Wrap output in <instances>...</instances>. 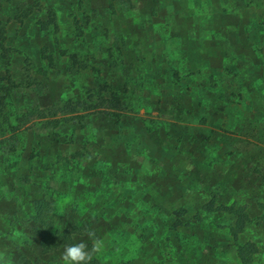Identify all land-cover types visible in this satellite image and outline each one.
<instances>
[{
	"label": "rangeland",
	"instance_id": "obj_1",
	"mask_svg": "<svg viewBox=\"0 0 264 264\" xmlns=\"http://www.w3.org/2000/svg\"><path fill=\"white\" fill-rule=\"evenodd\" d=\"M0 23V264L35 250L47 263L49 219L71 244L86 228L104 238L92 264H119L116 251L159 264L178 222L191 224L184 254L264 264V0H0ZM78 101L87 109L68 113ZM195 162L207 180L200 166L184 177ZM104 186L119 206L109 229ZM234 201L235 224L213 233L216 206ZM147 204L163 205L167 227ZM135 218L152 226L143 241Z\"/></svg>",
	"mask_w": 264,
	"mask_h": 264
},
{
	"label": "trees",
	"instance_id": "obj_2",
	"mask_svg": "<svg viewBox=\"0 0 264 264\" xmlns=\"http://www.w3.org/2000/svg\"><path fill=\"white\" fill-rule=\"evenodd\" d=\"M53 21H54V19H53L52 15H50V19H49V21L47 23H45V26L48 27V24L52 23ZM4 31H5V29H4V27L1 26V23H0V36L1 37H3ZM112 93H114V92H112ZM115 95L116 94H113V98L111 100H116ZM116 101L118 102V100H116ZM67 105H68V110H66V111L68 113L76 111L77 106L79 107L81 105L83 106L84 109H87V104H86L85 101L84 102H79L78 101L76 103H73V102L71 103L70 102ZM51 115H53V113ZM41 116H43V114H41ZM53 122H54V124H56V127H58V123H57L58 120H55V119L44 120V121H42V125H45L46 127H49ZM262 130H263V128L261 129L260 133L263 134ZM245 141H249V140H245ZM245 141H243V142H245ZM262 141H264V140H262ZM191 142H192V140H182L181 141V145H191ZM237 149H238V147H235L234 151H232V152L235 153L237 151ZM99 150H102V148L100 149V147H99ZM177 150L179 151V153H186V152H182L179 147L177 148ZM243 151H244V149H243ZM84 152H85L86 155H88V151L87 152L84 151ZM82 155L83 154H80V157H82ZM189 156H190V159H191V155H189ZM217 156H218V154H215L213 156L214 157L213 159L214 160L219 159V158H217ZM195 161H200L202 163H206L205 160H201V159H198V160H195ZM200 162H195L194 164H196V165H186V166H184L182 168V172H183L184 177H185V175L189 174V171L192 168L198 169L199 166H200L201 171L197 175V180L198 181L207 180V178L205 176V172H204L205 166L202 163H200ZM207 163H209V161ZM214 168H216V167H214ZM50 172H51V174L54 175V177L51 178V180L48 181L50 183V185L47 187L48 193H50V195H51V194H54L53 193V188L55 189V186H56V183H57L56 168H52L50 170ZM224 177H226V176H224ZM221 183H225V179H222ZM218 186L220 187L221 184H219ZM200 189H201V187H200ZM157 191H158V189H154L152 191L151 195L157 194ZM206 193L209 194V195H213L210 192H206ZM97 199L99 201H101V205H102L101 209H102V213L104 215L103 216V219H104L103 222L106 223L105 225H107L108 229L110 228V225H113V226L116 225L117 226L116 221L113 220V213H114L115 206L117 208L119 206L118 205H114L112 203V200H111L109 192H108V186H104L102 192L97 194ZM208 201H210L212 204H214V195L210 199H208ZM96 203L99 206V202L97 200H96ZM152 205L153 206H150L149 204H147L148 207H146V209H148V211H150V209H152V211H153L152 213H154V215L156 217H158V218H155V219H159L161 221V223H163V225L167 227L168 218L164 217L163 213L161 212L162 209H163V205L162 204H152ZM222 207L225 208L224 209V211H225L224 217L215 218V221H214V224H213L214 227L212 229L213 233H217V230H219V227L224 225V223H221L220 220L226 219V220L232 221L235 224V222L233 220H235L239 216L241 211H242V208H240V204L237 203L236 201L232 202V204L225 203L224 206L223 205H218V206H216L215 211H218L217 208H222ZM135 220L137 222L136 218H135ZM49 221L51 223V233H48L45 228H44L43 233H42L43 241H48V242L52 243V245H53V246H50L47 249L48 255H49L48 262L47 263H44V262H41V261L39 262V258L41 256H44V255L40 254L39 250H35L33 252V254L36 252L37 256L34 258L33 262L32 261H30V262L26 261V262H23L22 264H24V263H26V264H29V263H32V264H41V263L50 264L53 261L59 260L58 258H60V255H61V252H62L64 246L67 245V244H71V242L73 241L74 233L70 229L65 227V228H63L61 230L59 227H54L53 226L51 219H49ZM198 222L201 223V222H204V220L203 219H198ZM136 224H137V227L135 228V230L138 229V231L140 232L138 235H136V237L140 241H143V238L140 237V236H142L143 233H145L146 229H149L152 226L149 227V228L145 227L146 222H143L142 224L140 222H137ZM239 225H240V227H242V223L240 221H239ZM190 227H191V224L189 222H180V223L178 222V225L174 228L176 233L172 234L173 243H175V242H178V243L174 244V249H173L172 252H166L164 254H157V255L161 256V260L159 261V264L160 263L161 264H185V263H189V264H207L203 260H201L202 258H201L200 255L199 256H189L187 254H184V244H183V242L186 241L185 240L186 237H187L186 235H188V231L190 230ZM135 230H133L134 233H135ZM165 238L166 239H164V240H163V238L158 239V241L154 244L157 248H160L162 246L163 251H165L167 248H169V247L163 246V244H166L171 239V236L170 237H165ZM231 240L233 241V244H234V242L236 240V237H235V235L233 233L231 234ZM130 248H131V246H129L127 249L129 250ZM235 251H237V250H235ZM124 253H127V251H125ZM112 257L114 258V260L118 259L116 262H118L119 264H131V262H132V258L131 257H127V258L120 257V254L117 251H116V253L114 252V255ZM242 258H243L244 261H246L244 259V255L242 256Z\"/></svg>",
	"mask_w": 264,
	"mask_h": 264
},
{
	"label": "clouds",
	"instance_id": "obj_3",
	"mask_svg": "<svg viewBox=\"0 0 264 264\" xmlns=\"http://www.w3.org/2000/svg\"><path fill=\"white\" fill-rule=\"evenodd\" d=\"M84 236L86 240L64 246L60 255L61 264H92L93 259L103 252L105 240L97 235L95 229H84Z\"/></svg>",
	"mask_w": 264,
	"mask_h": 264
}]
</instances>
